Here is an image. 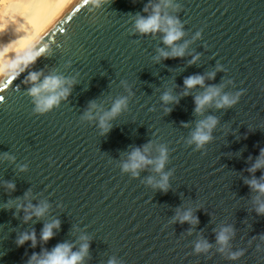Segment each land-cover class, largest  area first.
<instances>
[{
  "label": "water",
  "instance_id": "95a60500",
  "mask_svg": "<svg viewBox=\"0 0 264 264\" xmlns=\"http://www.w3.org/2000/svg\"><path fill=\"white\" fill-rule=\"evenodd\" d=\"M172 3L179 7L72 0L0 73V264H29L59 244L80 252L85 243L78 264H264V214L256 211L264 194L247 183H264V167L249 170L264 149V0ZM155 4L162 16L180 20L184 35L174 46H185L183 56L160 55L172 50L163 32L137 31L136 20ZM33 48L42 54L16 74L14 65ZM33 72L38 80L25 83ZM195 75L204 84L186 88ZM51 76L72 81L63 85L69 93L37 112L29 89ZM212 86L221 96L239 94L237 102L217 107L218 96L197 113L195 97ZM165 93L177 100L164 102ZM121 97L127 106L105 133L100 118ZM209 116L217 124L198 149L189 141ZM146 144L152 160L167 148L162 172L154 165L138 176L123 171L129 153ZM163 173L167 191L155 186ZM189 210L198 222L180 221ZM57 220L54 235L42 240ZM225 227L232 234L222 246L217 235ZM33 232L35 246L17 243ZM202 240L211 246L197 252ZM236 252L243 254L232 259Z\"/></svg>",
  "mask_w": 264,
  "mask_h": 264
},
{
  "label": "clouds",
  "instance_id": "9594fccd",
  "mask_svg": "<svg viewBox=\"0 0 264 264\" xmlns=\"http://www.w3.org/2000/svg\"><path fill=\"white\" fill-rule=\"evenodd\" d=\"M104 0H89V4L93 7H99ZM164 7H179L176 4L172 3V0H163ZM152 14L147 17H139L136 20V29L142 34L148 33H156V32H163V42L166 45L172 46L171 51H165L163 49L160 50V55L168 58V57H179L184 55V47L185 46H174V42L180 40L184 32L182 31V24L180 20L176 17L168 16V15H161V4L152 5ZM147 11V8L145 9ZM200 36L198 32L196 34ZM42 53L40 51L31 50L30 54L27 55L24 59L19 60L15 65L14 69L16 74L18 72H23L25 67L33 63ZM40 73H31L25 83L28 81H37ZM215 73H210L209 77H214ZM205 81L204 76L195 75L188 77L184 80V85L186 88H193L196 85H203ZM65 83L71 84L72 81H65L60 77L51 76L47 77L43 80L42 83H39L36 86H33L29 89L30 93L36 97V111L37 112H44L48 109H51L54 105L59 103V100L62 97H66L69 93V89L63 87ZM48 92L50 93L47 96L42 95V93ZM221 87H209L207 92L202 96L195 97L196 108L195 111L200 113L203 111L204 107L208 105L214 98L220 97L219 100L216 102L217 107H225L231 106L237 102L239 94L236 97H230L228 95H220ZM187 94V92H185ZM162 100L166 103L176 101L177 98L172 96L169 93H165L162 96ZM127 97H121L120 99L116 100L112 105L110 111L104 113V115L100 118L99 124L100 127L103 129V132L107 133L112 125L109 121L117 116L121 111L126 108L127 106ZM92 108H96V104L93 103L91 105ZM170 111V109H169ZM87 118H91V112L86 114ZM217 124V119L215 117L209 116L206 120H202L199 122L196 130L192 133L191 139L189 143H194L196 147L199 149L203 147L207 142L212 139V130L215 128ZM151 144H146L143 148H135L131 151L128 155L127 162L123 163L122 169L125 172H131L133 176H138L140 169L144 168L147 165H154V170L157 173H161L165 167V164L168 160V150L166 147L161 146L159 148V157L155 160L148 158L145 153H148L151 149ZM12 158V157H8ZM264 167V149L261 150L260 156L257 159L256 163L249 169L252 172H255L257 169ZM168 180H169V173H163L161 176L160 181L156 183L155 186L159 187L163 191L168 190ZM149 184L153 183V179L149 178ZM247 183L255 190H258L260 194H264V183L258 182L256 179H252L247 181ZM9 188H15L14 184H8ZM32 206L29 205V208ZM47 205H43L42 207H38L35 209V215L41 216L43 215ZM256 211L259 214H264V202L260 203L257 207ZM31 219V215H26L25 220ZM181 222L190 221L192 223L198 222V218L193 217L192 212L186 211L182 215L179 216ZM59 227V221H55L52 224H48L44 227L41 233V239L47 241L50 239L54 233L53 228ZM232 234L231 227L223 228L219 234L217 235V242L220 245H227L230 236ZM31 240L33 246L36 244V236L35 233H25L21 235L17 241L18 244L23 245L26 241ZM210 244L206 240H202L196 244V251H207L210 248ZM89 245L87 243L81 246L80 252H72V246L69 244H59L55 246L51 252L45 253L44 258H38L35 254L29 261V264H78V262L83 260V257L87 254ZM223 251V248H221ZM242 252L231 253L230 257L232 259L237 258L238 256L242 255ZM109 264H118V262L113 259L109 262Z\"/></svg>",
  "mask_w": 264,
  "mask_h": 264
},
{
  "label": "bare ground",
  "instance_id": "6f19581e",
  "mask_svg": "<svg viewBox=\"0 0 264 264\" xmlns=\"http://www.w3.org/2000/svg\"><path fill=\"white\" fill-rule=\"evenodd\" d=\"M72 0H0V73Z\"/></svg>",
  "mask_w": 264,
  "mask_h": 264
},
{
  "label": "snow or ice",
  "instance_id": "6c2138e0",
  "mask_svg": "<svg viewBox=\"0 0 264 264\" xmlns=\"http://www.w3.org/2000/svg\"><path fill=\"white\" fill-rule=\"evenodd\" d=\"M4 98L2 96H0V100H3Z\"/></svg>",
  "mask_w": 264,
  "mask_h": 264
}]
</instances>
